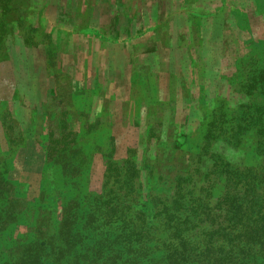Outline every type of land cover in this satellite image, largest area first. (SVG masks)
Segmentation results:
<instances>
[{
  "label": "rangeland",
  "instance_id": "rangeland-1",
  "mask_svg": "<svg viewBox=\"0 0 264 264\" xmlns=\"http://www.w3.org/2000/svg\"><path fill=\"white\" fill-rule=\"evenodd\" d=\"M262 70L264 0H0V264L38 243L62 264L99 207L156 259L180 231L228 234L227 172L264 195ZM228 239L221 264H264Z\"/></svg>",
  "mask_w": 264,
  "mask_h": 264
},
{
  "label": "trees",
  "instance_id": "trees-1",
  "mask_svg": "<svg viewBox=\"0 0 264 264\" xmlns=\"http://www.w3.org/2000/svg\"><path fill=\"white\" fill-rule=\"evenodd\" d=\"M255 78L258 80L256 84L260 85L264 95V70ZM259 148L264 150V141ZM233 176L235 174L231 171L227 172V178L230 177L233 181H227V184H234L231 194L233 197L225 209V212L231 215L226 221L228 234L224 232L225 230L210 231L202 241L191 243L186 238L188 233L180 231L160 244L157 248L159 256L156 259L152 257L154 247L144 244L142 241L144 238L137 226L129 224L130 222H126L114 211L101 213L99 207L96 217L99 222L97 234L90 246L81 248L82 244L77 245L79 241L75 238H80L78 234L66 235L72 242L60 253L59 260H62V264H221L220 259H227V256L220 257V249L233 243L232 239H228L230 237L234 239L245 237L252 242V245L262 247L264 246V229L261 230L258 226L260 223L264 225L263 188L247 185L260 184L263 174L262 172L254 173L252 170H248L246 174L239 172L236 176L242 179V183L233 180ZM239 185H241L240 188ZM238 217L241 220H236ZM253 234L252 238L249 237ZM235 240L246 244L243 239ZM44 250L42 243H38L35 248H30V253L32 251L30 264H47L49 261L46 259L49 255L45 254ZM67 258L74 262L69 263Z\"/></svg>",
  "mask_w": 264,
  "mask_h": 264
}]
</instances>
